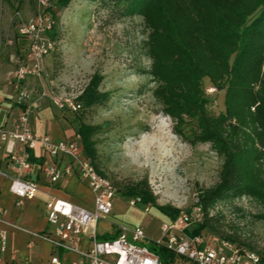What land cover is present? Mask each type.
Here are the masks:
<instances>
[{"label": "rangeland", "instance_id": "374dc122", "mask_svg": "<svg viewBox=\"0 0 264 264\" xmlns=\"http://www.w3.org/2000/svg\"><path fill=\"white\" fill-rule=\"evenodd\" d=\"M34 16L35 6L29 0H0V63L4 66L12 65L15 49L18 53L13 60L28 63V42L18 30L20 23ZM112 18L100 2L73 0L69 8L59 12L55 38L48 35L55 52L44 59L41 78L31 79L29 85L42 104L52 107L49 97L41 99L43 93L49 96L54 90L59 96H82L93 76L102 80L100 92L109 94L103 105L87 109L79 102L83 109L76 114L58 109L76 135L80 124L100 128L95 137L100 169L122 186L112 214L98 225L99 240H112L102 237L105 227L110 233L106 235L117 237L122 228H142L149 240H158L161 224L171 221L158 208L196 216L199 193L218 183L223 161L210 145L192 146L177 135L175 123L154 99L142 18ZM18 63L13 66L17 68ZM212 88L208 80L203 82L206 96L213 101L210 112L219 116L225 113V92L210 93ZM188 124L186 135L195 130L194 123ZM132 183H147L154 202L145 205L141 197H125L122 189ZM132 199H140L142 204L131 207ZM261 211L257 203L244 198L219 202L211 216L226 224L228 234H237L248 245L244 251L262 259L264 222L256 218ZM205 238L211 243L221 241L211 235ZM138 246L150 247L148 241ZM62 252L57 249L55 255L60 257Z\"/></svg>", "mask_w": 264, "mask_h": 264}, {"label": "trees", "instance_id": "16d2710c", "mask_svg": "<svg viewBox=\"0 0 264 264\" xmlns=\"http://www.w3.org/2000/svg\"><path fill=\"white\" fill-rule=\"evenodd\" d=\"M29 1L36 14L37 0ZM72 1L51 0L47 13L55 20V28L59 12L69 8ZM92 1L102 3L112 19L142 18L147 35L144 48L151 62L147 74L154 84V99L175 123L177 135L192 146L210 145L223 161L218 183L199 193L203 220L187 234L211 235L244 253L252 252L244 251L248 245L237 234H228L226 224L211 216V211L221 201L247 198L261 207L256 218L264 222V0ZM52 34L55 38L54 31ZM205 80L217 91L225 92L224 114L210 112L213 101L203 89ZM101 84L98 76L91 78L78 100L85 108L109 100V94L100 92ZM188 123H194L195 130L186 135ZM99 129L80 124L77 135L98 173L120 191L122 186L100 169L95 140ZM122 190L125 197H141L145 205L154 202L147 183H132ZM158 210L171 221L180 215L177 210ZM149 246L162 264H193L153 242ZM261 260L264 264V257Z\"/></svg>", "mask_w": 264, "mask_h": 264}, {"label": "built area", "instance_id": "2783aa9c", "mask_svg": "<svg viewBox=\"0 0 264 264\" xmlns=\"http://www.w3.org/2000/svg\"><path fill=\"white\" fill-rule=\"evenodd\" d=\"M51 0H37L36 14L19 25L18 33L29 44L30 63L22 64L14 73L17 83L28 78L39 79L42 76L43 61L56 50L55 44L48 38L54 31L56 22L47 13ZM217 90L213 87L210 93ZM31 92L23 89L19 93L17 103L22 113L11 128L0 127V149L5 147L9 158L11 174L0 167V177L11 180L10 191L17 197L18 206L25 200H33L39 191L38 183L31 179L33 166L31 153L41 150L45 160L42 171L51 184L78 176L84 181L94 196L92 210L73 206L69 203L52 200L47 205L48 221L55 228L54 237L44 239L57 249L75 254V261L51 259V264H162L160 258L147 247L138 244L153 242L164 247L176 256L193 264H263L261 257L254 252H242L228 241L211 243L204 236L190 237L187 232L203 220L202 212L197 210L196 216L181 213L174 221L163 222L160 226L161 239L149 240L142 228L133 230L121 229L120 235L110 241H100L98 237L99 223L110 216L114 208V199L118 190L113 182L101 176L91 161L85 156L81 137L76 135L72 140L55 142L49 136H38L31 129L30 120L33 107L30 103ZM59 110L80 113L83 106L79 103L80 93L59 96L51 91L47 96ZM19 150L16 151V146ZM65 158L68 163L62 167L56 160ZM1 164V160H0ZM142 204L140 199H132L129 206ZM149 214V207L145 208ZM4 209L0 206V223L3 222ZM88 239V250H85L84 238ZM7 233L0 230V264H7L4 254L7 250Z\"/></svg>", "mask_w": 264, "mask_h": 264}, {"label": "crops", "instance_id": "0c3cea01", "mask_svg": "<svg viewBox=\"0 0 264 264\" xmlns=\"http://www.w3.org/2000/svg\"><path fill=\"white\" fill-rule=\"evenodd\" d=\"M17 53L18 50L15 49V52L11 54L10 63L12 65L4 66L0 63V127L11 128L16 124L22 113V107L17 103L19 93L23 89H28L31 92L30 103L33 107L30 120L33 132L38 136H49L55 142L72 140L76 134L60 117L58 108L42 104L39 96H36L34 89L30 87L29 81L33 78H28L21 83L14 80V73L21 65L13 60ZM27 62L30 63L29 58ZM15 63L19 64L17 68L13 66ZM18 150L17 145L16 151ZM0 160L1 170L13 176L5 147L0 149ZM44 160L41 150L38 149L31 153L33 166L31 179L38 183L39 191L33 200H25L21 206H18L17 197L10 191L11 180L0 177V206L5 211L0 230L6 232L8 236L7 250L4 254L7 264H51V259L54 257L66 261L78 259L77 255L66 252H62L60 257L56 256L57 248L44 239V236L53 238L55 232V228L48 221L47 205L52 200H59L79 208L92 210L94 196L88 185L76 175L57 184H51L42 171ZM55 162L64 167L68 160L60 158ZM106 234H110L108 227L104 228L102 237L109 236ZM88 245V239L85 237V248Z\"/></svg>", "mask_w": 264, "mask_h": 264}]
</instances>
